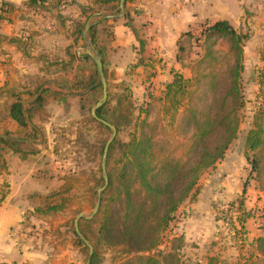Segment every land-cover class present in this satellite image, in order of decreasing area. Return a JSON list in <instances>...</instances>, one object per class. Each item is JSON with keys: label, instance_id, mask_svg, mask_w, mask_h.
Listing matches in <instances>:
<instances>
[{"label": "trees", "instance_id": "1", "mask_svg": "<svg viewBox=\"0 0 264 264\" xmlns=\"http://www.w3.org/2000/svg\"><path fill=\"white\" fill-rule=\"evenodd\" d=\"M44 1L31 0L38 6ZM118 3L119 0H93L92 10L85 21L95 13L117 8ZM123 17L127 18L126 24L131 26L126 10ZM106 20L91 24L87 36L93 52L100 58L109 89L104 53L96 38V25ZM203 24L198 34L184 32L176 42V60L182 67L190 68L191 77L185 78L181 72L173 71L172 78L164 85V89L158 95H150L153 104H148L147 109L141 111L143 117L139 113L130 138L120 141L114 137L108 146L105 161L107 185L101 192L98 210L90 219L82 217L78 220L79 231L92 246L89 264H96L101 247L118 248L122 255L115 264L178 262L177 253L183 245V239L179 237V245L173 250L161 251L159 247L165 232L203 172L224 157L230 143L236 138L238 111L243 106L239 77L242 69V44L246 36L237 32L227 20ZM83 26L84 23L76 26L77 37H81ZM133 31L135 33V29ZM137 42L138 59L132 67L146 66L150 58L144 55L145 41L137 35ZM220 43L225 47H220ZM196 48H202L203 53H194L192 50ZM67 54L68 61L63 66H71L75 61L70 52ZM193 54L201 56L193 59ZM82 58L91 64L92 59L86 53ZM54 64L45 63L43 71ZM92 66L94 69H82L80 80L74 83L56 81L59 83L58 88L85 90L96 83L84 94L75 95L80 103V111L84 114L87 110L86 120L94 123L98 130L109 132L110 128L101 122L103 120L112 125L118 134L123 128L132 125L135 119L132 118L135 106L130 92L126 87L127 95L118 94L114 98V106H111L113 98L107 92L105 102L95 110L96 117H93L90 108L101 97L102 87L97 83L93 61ZM49 80L45 76L33 79L29 85L22 87V91L0 88V134H11L8 125L12 120L17 124L16 131L27 128L26 119L35 127L39 125L38 122L43 120L47 104L45 97L48 94L58 103L68 106L66 98L73 96L72 94L51 91L46 87L33 101L23 104L34 97ZM77 86L80 88H76ZM152 107L151 111H156V115L149 119ZM262 115L256 117L254 127L247 132L244 146L252 171L257 174L259 182L264 183V130L256 125V121L263 119ZM166 128L177 130L182 142L172 145L164 132ZM32 132L36 134L34 129ZM44 141L45 136L42 138V142ZM30 144L32 143L0 137V175L6 169L4 153L11 152L21 160H27L35 153L24 147ZM104 146L103 142L100 155ZM248 152L253 154L252 157ZM99 181L104 184L102 170ZM7 187L4 182L0 184L1 199L7 193ZM72 189L65 179L62 185L56 190H49L46 195L42 196L37 192L30 194L28 198L35 203L33 213L53 217L66 212L73 202ZM262 190L264 192V187ZM71 230L77 245H84L73 227ZM261 241L264 243V239ZM84 249L87 251L85 245ZM208 264H216V260L209 258Z\"/></svg>", "mask_w": 264, "mask_h": 264}, {"label": "rangeland", "instance_id": "2", "mask_svg": "<svg viewBox=\"0 0 264 264\" xmlns=\"http://www.w3.org/2000/svg\"><path fill=\"white\" fill-rule=\"evenodd\" d=\"M141 1L143 0L127 1L124 9L126 7V11L132 10L133 7L137 9ZM251 1L250 7L243 8L245 16L236 24V31L246 36L242 44V69L239 77L243 106L238 111V133L225 151L224 157L200 176L197 185L176 211L174 219L165 232L162 245L159 247L161 251H168L171 248L173 250L179 245V237L183 239V245L177 253V264H208L209 258H214L216 264H264V243L261 241L264 239L262 190L264 183L259 182L257 174L252 171L246 159L244 146L246 134L254 127L258 115L263 114V119L256 121V125H260L264 130V0ZM236 2L237 0H230L233 6ZM118 10V7L106 9L101 15L117 16L120 14ZM100 19L102 16L96 18V20ZM199 25L196 31L191 30V32L198 34L202 24L200 27ZM110 27L111 24H102L98 30L102 31L101 39L103 37L107 41L105 35L111 32ZM85 39L89 41L87 34ZM87 45L84 43L83 50H79L80 54L85 51ZM220 47L225 45L220 43ZM192 51L203 53L202 48ZM195 56L196 54H193V59L200 58L201 55H197V58ZM147 65L149 62H146ZM92 68V61L91 64L78 61L74 66L54 64L44 73L50 80L74 83L80 80L82 69ZM185 68L182 69L181 74L186 78L191 77L190 68ZM156 71V68L153 70L148 66L145 68L129 66L124 75L110 72L107 92L113 98L111 106L115 105L114 98L118 94L127 95L126 87L135 106L132 112V118L135 117L133 124L115 135L120 141H127L130 138L137 116L139 117V113L152 103L150 95H158L162 91L163 83L162 85L158 83L157 86V82L153 80ZM49 81L43 87L51 91L56 90L57 86ZM16 83L5 90L22 91ZM85 90L79 89L73 92ZM57 91L68 93L63 89ZM72 95L66 98L67 107L52 99L50 94L45 97L47 104L44 108L43 120L37 121L39 125L36 126L42 138L45 136L44 142L39 139V132L36 131L37 135L34 134L27 123L26 129L17 130L15 134L8 136V139L12 140L35 142L34 145L24 146L35 151L26 160L25 170L33 174L32 178L40 185L42 189L40 195H46L49 190H56L65 179L66 184L73 187L71 193L74 195L73 202L66 212L53 217L38 216L28 212V219L23 221L22 232L29 239V244L43 251L46 254L44 263L49 264H55L57 255L62 257L61 264L74 262L86 264L88 246L83 242L87 247L86 251L83 244L77 245L71 228L74 229L73 222L79 213L88 216L93 211L98 189L103 186V182L99 181L102 159L100 149L102 143L105 144L111 136V129L109 132L98 130L94 123L86 120L87 110L84 114L81 113L78 98L76 94ZM154 107L157 109L155 105ZM154 107L150 108V111ZM154 115L156 111H151L148 118L151 119ZM140 117H143V112L140 113ZM164 132L172 145L182 142L177 130L166 128ZM248 154L250 157L253 155L251 152ZM5 163L6 169L2 170V174L7 172L6 160ZM95 227L96 225L93 226ZM121 255L118 248L101 247L95 263L115 264Z\"/></svg>", "mask_w": 264, "mask_h": 264}, {"label": "crops", "instance_id": "3", "mask_svg": "<svg viewBox=\"0 0 264 264\" xmlns=\"http://www.w3.org/2000/svg\"><path fill=\"white\" fill-rule=\"evenodd\" d=\"M92 1L45 0L38 6L31 0H0V88L8 89L17 82L22 89L33 79L47 77L43 71L45 63L64 65L68 61V52L75 58L71 66L78 61L89 62L82 58L85 51L79 53L85 41L82 34L77 37L76 26L107 19L96 23V38L104 53V67L108 76L110 72L124 75L129 66L137 62L138 35L145 41V57L150 58L147 66L157 69L153 80L157 86L163 83V90L171 80L172 72H183L185 68L176 60V42L182 33L196 31L200 23L216 20H227L236 29V24L245 16L243 8L250 7L252 2L237 0L233 6L230 0H143L138 4L139 8L126 11L131 28L126 24L127 18L123 17L124 11L121 16L108 15L111 17H103L107 15H101V12L95 13L85 21L92 10ZM99 16L102 19L96 20ZM104 23L111 24V32L105 35L107 41L103 37L101 39L102 31H98ZM49 82L57 86L56 90L60 89L58 82ZM16 129V122L10 121V135L15 134ZM34 130L39 132L37 127ZM26 142L32 143L29 140ZM4 158L7 172L0 176V184L6 183L8 191L0 198V264H49L44 263L46 254L30 245L22 232L23 221L28 219L27 213H32L35 207L28 196L30 193H42V189L32 178L33 174L25 170L26 160L11 152H6ZM61 258L57 255L55 264H61Z\"/></svg>", "mask_w": 264, "mask_h": 264}, {"label": "water", "instance_id": "4", "mask_svg": "<svg viewBox=\"0 0 264 264\" xmlns=\"http://www.w3.org/2000/svg\"><path fill=\"white\" fill-rule=\"evenodd\" d=\"M127 1H131V0H119V3H118V8L120 10V16L123 14V11H124V6H125V3ZM103 17H111V16H103ZM92 23L90 21H88L85 26H84V29L82 31V35H83V38H84V41L85 43H87L88 45L85 47V53L92 59V61L94 62V65H95V68H96V73H97V83L101 84V87H102V95H101V98L94 104V106L91 108L90 110V113L93 117H96V114H95V110L97 108H99L106 100L107 98V84H106V80H105V77H104V74H103V70H102V63L100 61V58L98 55H96L94 52H93V47L92 45L90 44L89 41H87L85 39L86 37V34H87V31L90 27ZM96 83L92 84L91 86H89L84 92H77V93H74L73 91L69 90V89H65L68 93H72V94H83L85 92H87L91 87H93ZM43 87H41L39 89V91L37 92L36 96H34L30 101H33L38 95L39 93L42 91ZM102 123H104L105 125H107L110 129H111V136L110 138L106 141L105 143V146H104V149H103V153H102V159H101V170H102V176H103V179H104V184L101 188L98 189V197H97V201L94 205V208H93V211L90 215L88 216H85L83 215L82 213H79L75 219H74V222H73V225H74V230H75V233L77 234V236L88 246V249H89V252H88V257H87V261H86V264H89L90 262V258H91V254H92V246L83 238L82 234L80 233L79 229H78V220L80 218H91L98 210V207H99V194L100 192L105 188V186L107 185V176H106V173H105V161H106V155H107V149H108V146L110 144V142L113 140V138L115 137L116 135V129L108 124L107 122L101 120ZM26 123L28 125H30L32 128L35 129L34 125L29 121V120H26ZM0 137H3V138H9L7 135H3V134H0Z\"/></svg>", "mask_w": 264, "mask_h": 264}, {"label": "built area", "instance_id": "5", "mask_svg": "<svg viewBox=\"0 0 264 264\" xmlns=\"http://www.w3.org/2000/svg\"><path fill=\"white\" fill-rule=\"evenodd\" d=\"M83 50V49H82Z\"/></svg>", "mask_w": 264, "mask_h": 264}]
</instances>
